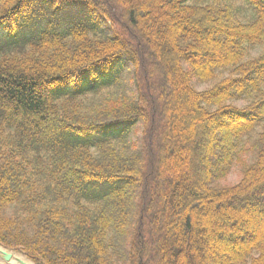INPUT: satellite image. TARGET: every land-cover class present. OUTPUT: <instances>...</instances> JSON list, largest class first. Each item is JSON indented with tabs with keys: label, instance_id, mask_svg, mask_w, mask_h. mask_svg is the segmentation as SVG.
I'll use <instances>...</instances> for the list:
<instances>
[{
	"label": "trees",
	"instance_id": "trees-1",
	"mask_svg": "<svg viewBox=\"0 0 264 264\" xmlns=\"http://www.w3.org/2000/svg\"><path fill=\"white\" fill-rule=\"evenodd\" d=\"M246 137L252 160L218 186ZM256 226L264 0H0L1 246L34 264H264Z\"/></svg>",
	"mask_w": 264,
	"mask_h": 264
},
{
	"label": "rangeland",
	"instance_id": "rangeland-1",
	"mask_svg": "<svg viewBox=\"0 0 264 264\" xmlns=\"http://www.w3.org/2000/svg\"><path fill=\"white\" fill-rule=\"evenodd\" d=\"M234 1V4L235 5H239L240 4V0H233ZM38 6H40V4H38ZM44 6V5H43ZM241 6L245 7L243 4H241ZM43 7H39V9H42ZM85 9V8H84ZM50 14H52L53 16V20H54V23H59L60 25L62 23H64L65 20H69L71 22H76V23H79V22H85V10H81V11H75L74 9H61V14H60V19L55 15V11L56 10V7L55 6H52L50 8ZM240 13L242 14V16H245L246 15V11L244 10H241L239 9ZM33 16L35 17V13L33 14ZM50 16V15H49ZM21 26V20L20 19H16L15 20V27L16 28H20ZM53 29H50V31H52ZM205 35H203L204 37ZM213 36V35H212ZM207 37V36H205ZM204 37V38H205ZM261 48L258 47V48H255L253 50L250 51V56H255L259 53H261ZM226 74H228L226 71H221L219 72V77H224ZM217 81V79L215 81L213 80H210V81H205V82H200L194 78H192L191 80V85L192 87L197 90V91H201V90H206V89H209L213 86V84ZM119 84H121V86L123 87H127L128 89L131 88V82H130V74L129 73H125L123 75V77H121V80L119 81ZM104 95L105 97H107V99L110 101V100H116L117 98H121L122 95H120V93H116L115 90L113 89H108L107 91H104ZM106 99V100H107ZM108 101V102H109ZM231 103H233L234 105H237V106H242L244 105L245 101L243 100H232ZM208 132L211 133V135L213 136V139H214V147L211 148L208 152V165L211 163L212 160H214L216 158L215 156V149H216V145H222L223 144V141H222V137L220 135V133L218 132V129L217 127H209ZM251 140H249L248 137L244 138L242 143H241V147H239V150L237 152V155L235 156L234 160L232 161L231 163V168H230V171H228V173L223 176L222 178L218 179L217 181H215V184H217L218 186H231L235 183H237L241 176H242V169L243 167L248 164L252 158H251V155H250V152H248V148H249V142ZM242 148H246V150H242ZM176 154V151H172V155L174 156ZM179 160H183L185 161L187 159V156L185 154H181L180 157H178ZM211 167V166H209ZM175 169H173L174 171ZM175 174L177 175V172L174 171ZM255 195H257L259 193V190H255L253 192ZM230 203H233L235 205V200H230ZM252 226V225H251ZM253 227V226H252ZM255 227V226H254ZM253 227V228H254ZM257 227V226H256ZM264 230V226L263 227H257V229L254 230L255 233H258L260 231ZM253 230H251V232H240V231H235V234L233 235L234 237L235 236H242V238L245 240V241H249L250 240V236L252 233H254ZM250 234V235H249ZM253 235V234H252ZM186 251L188 252V250L186 249ZM217 257L216 258H221V256H218V254H215ZM216 263V262H215Z\"/></svg>",
	"mask_w": 264,
	"mask_h": 264
},
{
	"label": "water",
	"instance_id": "water-1",
	"mask_svg": "<svg viewBox=\"0 0 264 264\" xmlns=\"http://www.w3.org/2000/svg\"><path fill=\"white\" fill-rule=\"evenodd\" d=\"M12 257V254L11 253H8L6 252L5 250H1L0 249V259L4 260V261H9ZM16 261H17V264H29L27 263L26 261H24L23 259L21 258H15Z\"/></svg>",
	"mask_w": 264,
	"mask_h": 264
},
{
	"label": "bare ground",
	"instance_id": "bare-ground-1",
	"mask_svg": "<svg viewBox=\"0 0 264 264\" xmlns=\"http://www.w3.org/2000/svg\"><path fill=\"white\" fill-rule=\"evenodd\" d=\"M15 257H17V256H15ZM15 257H12V259L9 260L8 262H6V264H17ZM31 264H33V263H31Z\"/></svg>",
	"mask_w": 264,
	"mask_h": 264
}]
</instances>
